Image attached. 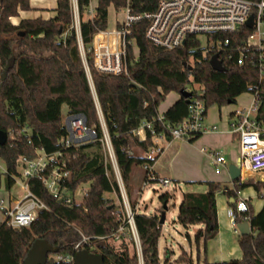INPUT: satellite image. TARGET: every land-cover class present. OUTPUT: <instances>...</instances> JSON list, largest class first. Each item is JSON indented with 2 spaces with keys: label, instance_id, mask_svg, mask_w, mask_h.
Segmentation results:
<instances>
[{
  "label": "trees",
  "instance_id": "trees-1",
  "mask_svg": "<svg viewBox=\"0 0 264 264\" xmlns=\"http://www.w3.org/2000/svg\"><path fill=\"white\" fill-rule=\"evenodd\" d=\"M30 1L0 0V130L8 134L7 143L0 146V159L6 165V171L0 173V186L4 176L7 189H11L18 177L16 161L19 156H33L35 149L41 148L47 153L62 152L60 165L71 172L65 184L66 190L75 192L82 185H87L89 191L80 204H67L55 199L40 180L31 179V190L49 210L40 212L28 228L14 229L6 222L0 223V264H24L37 239L47 240L59 248L57 254L66 255L82 240V235L91 238L92 248L87 246V249L103 255L106 264H140L137 251L131 252L129 244H125L126 231L132 237L126 214L107 196L115 194L122 200L103 142L97 101L128 199L135 211L142 264H161L159 242L163 225L160 224V216L138 212V200L133 198L136 167L153 165L159 157L149 160L141 156L140 150H150L157 140L149 134L145 141H140L132 132L144 121L160 114L159 106L171 92L180 94L183 89L189 90L191 79L200 85L203 92L200 94L191 89L192 95L201 97L207 108L214 103L220 107L234 104L241 94L257 92L258 118L264 119V83L260 84L259 72L238 64L237 47L251 30L242 28L236 33L221 36L222 40L229 37L231 43L226 46L228 53L219 56L225 71H216L209 63L214 53H206L200 40L191 37L183 47L166 50L146 39L148 22L141 21L132 28L131 38L138 55L135 58L132 48L129 50L128 75L100 73L94 67L92 55L88 54L93 91L80 53L72 0H58L54 17L22 19L19 24H13L12 17L19 16L20 11L31 10ZM92 1L77 0L79 34L86 48L99 30L108 28L110 6L119 11L128 2L96 0L97 6L91 13ZM159 1L129 0L134 14L154 12ZM132 82L137 87L132 86ZM64 105L68 114L85 116L87 127L94 128L97 133L93 141L70 149L61 148L60 141L67 133L62 115ZM188 107L186 99L180 97L163 113L165 120L173 125L181 123L188 116ZM156 129L158 134L162 133L159 125ZM165 139L172 140L168 133H165ZM206 185V192H184L177 214V221L184 227L199 226L195 231L198 246L202 241L206 244L219 232V192L234 198L231 204L234 210L235 191L252 187L259 195L262 194L264 200V181L250 179L241 183L238 180L234 182V189L217 182H206ZM171 197L166 192L159 199L162 204H168ZM247 202L249 211L236 213L235 218L237 224L246 219L252 226L251 234L239 236L242 258L216 263L205 259L204 264H264V204L255 213L251 199ZM162 211L163 206L159 209ZM121 225L125 226L126 235L121 236L122 244L116 247L108 240ZM55 255L49 254L46 264H74L57 261ZM181 261L192 263L185 251L177 260L178 263Z\"/></svg>",
  "mask_w": 264,
  "mask_h": 264
},
{
  "label": "built area",
  "instance_id": "built-area-1",
  "mask_svg": "<svg viewBox=\"0 0 264 264\" xmlns=\"http://www.w3.org/2000/svg\"><path fill=\"white\" fill-rule=\"evenodd\" d=\"M72 4L80 53L93 91L88 54L92 55L94 67L100 73L128 75L129 50L132 48L135 58L138 55V49L131 38L132 28L135 24L144 20L148 22L145 37L155 46L173 50L183 47L189 38L194 37L200 40L202 48L203 41L208 46L204 48L206 53L219 54V56L228 53L226 46L231 43L229 37L224 40L221 39L223 34L236 33L242 28L250 29L251 33L246 40L237 47L239 53L238 64L255 68L259 72L260 84L264 83V0H160L154 12L143 14H134L128 0L127 5L124 7L123 18L117 19L113 28L99 30L87 48L84 46L79 34L80 21L77 0H72ZM90 12L93 13L92 8ZM251 16H253V26L249 28L247 22ZM229 58H231V55H229ZM188 91L191 92V89ZM200 94H203V92L201 91ZM251 94L250 107L244 110H236L231 114L228 123L230 133L237 137L240 145L241 183L252 179V173L257 174L264 171V119L258 118V93ZM97 109L104 135L103 142L116 174L126 210L127 223L130 226V233L136 245L139 262L142 264L141 243L134 219L135 211L128 199L98 101ZM206 115L205 101L199 96L191 95L188 116L181 123L173 125L167 122L163 113L152 120L144 121L139 128L132 132L133 136L140 141H145L148 135L151 134L156 138L157 143L148 151L140 150L141 156L149 160L159 156L163 152L159 141L165 139V133L170 134L172 140L190 141L196 138L206 130L204 123ZM64 124L67 133L60 141L63 150L91 142L97 137L96 130L87 127L86 118L82 114L67 115ZM157 125L161 128L162 133L160 134L157 132ZM215 129L216 127L212 128V130ZM61 156L62 152L47 153L41 148L35 149L33 156H19L16 161L18 173L16 182L20 179L21 190L24 194L13 201L12 204H7L3 200L0 202V210L4 212V222L7 226L14 229L28 228L40 212L49 210L46 203L31 190L29 184L31 179L40 180L55 199L64 201L67 204H80L82 202L89 191L88 186L83 190L80 200L76 197L79 188L75 192L66 190L65 184L69 180L71 172L66 170L64 165H60ZM212 156L216 174H220L228 168L229 162L225 155L213 151ZM143 168L146 171L143 188L152 183H159L165 187L173 185L170 179L157 177L153 173L152 165L146 164ZM246 172H249V177L245 176ZM235 193L236 210L232 208L230 216L232 224L235 226V232L240 234L235 221L236 213L244 214L249 211L247 202L249 198L244 197L242 191H235ZM244 222L249 221L245 219ZM125 230V226L121 225L109 240L120 241L121 236L125 234ZM90 239L82 235V240L75 245L71 253L66 255L56 254L54 258L57 261L74 263L75 254L78 251L87 249V246L92 248L89 243Z\"/></svg>",
  "mask_w": 264,
  "mask_h": 264
},
{
  "label": "crops",
  "instance_id": "crops-1",
  "mask_svg": "<svg viewBox=\"0 0 264 264\" xmlns=\"http://www.w3.org/2000/svg\"><path fill=\"white\" fill-rule=\"evenodd\" d=\"M57 4H58V0H31L30 1L31 10L20 11L19 16L12 17L11 21L13 24L17 25L22 19H34L38 17H41L43 19H49L56 15L55 9L57 8ZM96 6H97V1L96 0L92 1L91 8L94 9ZM111 6L109 8V14H110ZM108 28H110L109 22H108ZM180 97H181L180 94L177 93V95L170 101L167 107L162 112L161 111L159 112L164 113ZM236 110L239 109H235V111ZM235 111H233L232 113H227L225 118L222 116V114L217 115L216 112H213V114H211L212 115L211 117L208 116L207 124L205 123L206 130L201 134L199 138L195 139L194 141L182 140V139H175V140L173 139L169 141L164 139L162 141H159V145L163 148V152L159 155L155 163L152 165L153 173L159 178H167L170 179L172 182H174L176 186L181 189L182 195L184 192H206L208 190V186L206 185V182H217L225 185L229 180L231 181L230 175L228 173V168L224 169L226 171L223 170L220 174L215 173V166L213 163L212 153L213 151H218L223 155H225L229 162V165L230 164H236L238 166L241 165L240 145L237 137L230 133V128L228 125L231 114H233ZM67 115H69L68 110H67ZM213 127H216V129L212 130ZM252 174H253L252 175L253 178L259 181L264 180V176L257 175L256 173H252ZM145 175H146V171L144 168L141 170H135L133 174V183L135 184L133 198L138 200L137 207L139 206V196L140 194H142V191L140 192V184H142L141 182L145 177ZM232 183L234 185V182ZM183 185L188 188L186 191L182 188ZM203 187H206L207 190L201 191V189H199ZM5 194L7 195L6 197L7 199H4V202H6L7 204H12L13 201L19 198L18 195L13 194L11 191H8V193ZM242 194L244 197L251 199V203L255 213H258L262 209L264 200L261 205L257 203V210H255L253 204V199L255 198V196L251 194L248 195L245 194L244 190L242 191ZM225 196H227L228 204L231 206L230 204L231 199L226 193L219 192L217 194V209L219 208L218 221L220 220V222L222 221L223 212L226 208L225 200H224ZM231 209L232 207L228 208L229 216ZM146 214H150V213H146ZM230 220H231V216H230ZM200 246L201 244L199 245V248ZM217 246L219 248V253L214 252L215 257L212 254H208V252L205 256V259L208 260V262L210 263L223 262V260L228 258V255L225 254V247H224L225 245L218 244ZM159 249H160V242H159ZM236 252L237 250L236 248H234L233 251V253L235 254L234 256H237L238 259H241L242 258L241 248H240V253L238 251L236 255ZM160 257H161V252H160Z\"/></svg>",
  "mask_w": 264,
  "mask_h": 264
},
{
  "label": "rangeland",
  "instance_id": "rangeland-1",
  "mask_svg": "<svg viewBox=\"0 0 264 264\" xmlns=\"http://www.w3.org/2000/svg\"><path fill=\"white\" fill-rule=\"evenodd\" d=\"M124 8L120 9L119 11L116 10L114 6H111L110 14H109V27H114L117 18L122 19L124 16ZM203 39V38H202ZM208 46L203 41V48H207ZM190 89L196 90L198 93L201 91V87L199 84H196L191 79V84H189ZM177 95V92H171L167 99L162 102V104L159 106V111H163L167 105L170 103V101ZM252 100V94L250 92H245L237 97L236 103L234 104H227L224 106H219L218 104H212L207 108V115L205 117L204 123L207 124V118L208 116L211 117L213 112H216L217 115L222 114V116L225 118L227 113H232L235 111V109L244 110L248 109L250 107V103ZM67 106L64 105L62 108V115H63V122H65L67 117ZM214 168V166H213ZM143 168L136 167L135 170H141ZM6 171V165L4 161L0 159V173H4ZM226 171V170H224ZM257 175L264 176V172H261ZM251 180L259 181L255 178H252ZM143 181L142 184H140V192L142 191V194L139 196V206L137 207V211L140 213H150L160 216L161 212H159V209L163 206V204L160 202V196L166 192H169L171 194V198L167 204L168 210L166 212V220L165 224L163 225V231L162 236L160 239V252H161V264H185L183 261L180 263L177 262L179 257L186 252V256L190 257L192 260L191 264H204L205 256L208 252V254L214 255V252L219 253L218 244H224L225 246V254L228 255V258L223 261H229L231 259H238L237 256H234L233 253L234 248H236L237 252L240 253V245H239V236L240 234H237L234 229L235 226L231 223L230 216L228 213V208L231 207L228 204V198L225 196V210L223 212L222 221L219 220V233L217 236L213 239H210L205 244L204 241L201 242V246H199L196 243L195 239V231L199 226H191V227H184L177 221V214H178V208L182 200V191L179 187L176 186V184L173 182V185L171 187H165L159 183H152L148 186L143 188ZM227 187L233 188V183L229 180L226 184ZM87 188V185H82L78 191L76 192V197L78 200L82 197V192L84 189ZM185 191L188 189L186 186L183 185L182 187ZM201 191H206L207 188H199ZM8 191H11L13 194L18 195L21 197L24 192L21 190V181L20 179L17 180L16 184L11 188V190L7 189L5 186V180L3 176V182L0 186V202L3 199H7V195L5 193H8ZM245 194H251L254 195L255 198L253 199L254 209L257 210V203L260 205L263 202L262 194L259 195L252 187L245 188L244 189ZM264 193V192H263ZM111 200H113L116 204V206H119L120 210L124 214H126V210L124 207L123 200H119V198L115 194H108L107 195ZM219 209V208H218ZM4 221V212L0 210V223ZM127 234V235H126ZM126 241L125 244H129V249L131 252L136 250V245L134 242V239L129 236V233L126 231ZM110 244H114L116 247H119L121 241L114 240H108ZM216 246V247H214ZM236 252V255H237ZM215 257V255H214Z\"/></svg>",
  "mask_w": 264,
  "mask_h": 264
},
{
  "label": "water",
  "instance_id": "water-1",
  "mask_svg": "<svg viewBox=\"0 0 264 264\" xmlns=\"http://www.w3.org/2000/svg\"><path fill=\"white\" fill-rule=\"evenodd\" d=\"M253 16L247 22V27L252 28ZM23 34V33H21ZM210 66L216 71H225L223 61L219 58V54L213 55L209 60ZM191 69V66H190ZM1 81V78H0ZM132 86L137 87V84L132 82ZM191 92L186 89L181 90L180 96L184 97L187 103L190 102ZM8 141V134L5 131L0 130V146H4ZM228 173L231 181L235 182L241 179L242 171L241 167L236 164H230L228 166ZM234 203V198L230 200V204ZM168 210L167 203L163 204V211L160 214V224L164 225L166 220V212ZM240 230L241 236H246L252 233V226L250 222H241L237 224ZM59 248L52 246L47 240L37 239L33 242L29 249L24 264H46L49 254H57ZM74 264H106L103 255L99 253L91 252L87 249H82L75 254Z\"/></svg>",
  "mask_w": 264,
  "mask_h": 264
},
{
  "label": "bare ground",
  "instance_id": "bare-ground-1",
  "mask_svg": "<svg viewBox=\"0 0 264 264\" xmlns=\"http://www.w3.org/2000/svg\"><path fill=\"white\" fill-rule=\"evenodd\" d=\"M262 172H263V171H262ZM259 173H261V172H259ZM259 173H257V174H259ZM245 176L249 177V176H250L249 172H246V173H245Z\"/></svg>",
  "mask_w": 264,
  "mask_h": 264
}]
</instances>
